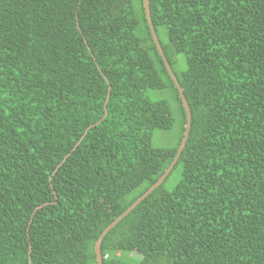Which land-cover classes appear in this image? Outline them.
I'll use <instances>...</instances> for the list:
<instances>
[{"label": "trees", "instance_id": "obj_1", "mask_svg": "<svg viewBox=\"0 0 264 264\" xmlns=\"http://www.w3.org/2000/svg\"><path fill=\"white\" fill-rule=\"evenodd\" d=\"M148 3L190 131L178 182L107 233L102 264H264V0ZM166 87L178 132L154 147L174 121L147 93ZM185 123L142 0H0V264H96Z\"/></svg>", "mask_w": 264, "mask_h": 264}, {"label": "water", "instance_id": "obj_2", "mask_svg": "<svg viewBox=\"0 0 264 264\" xmlns=\"http://www.w3.org/2000/svg\"><path fill=\"white\" fill-rule=\"evenodd\" d=\"M142 4H143L144 11H145V18L147 21V25H148L152 40L154 42V45L158 51L159 56L162 59L163 65H164L171 81L173 82L174 87L176 88V90L178 92V96H179V99L181 101L182 108L184 109V112H185L186 123L184 126L183 138H182L180 145L177 149V153H176L173 161L169 165V167L163 173V175L141 197H139L122 215H120L115 221H113L111 224H109L100 234L99 238L97 239V241L95 242V245H94L96 264H102V256H101L100 247H101V243H102L104 237L107 235V233L111 229H113L119 222H121L126 216H128L141 202H143L148 196H150L157 188H159L163 184V182L166 180V178L170 175L172 169L176 165L182 151L185 148V145H186V142L188 139V135H189V131H190L191 114L189 111L188 104L186 102V99L184 98L182 89L179 86V83H178L176 77L174 76L173 71H172L169 63H168L167 59L165 58V56H164V54L160 48L157 36L154 32L152 22H151L148 0H142Z\"/></svg>", "mask_w": 264, "mask_h": 264}, {"label": "rangeland", "instance_id": "obj_3", "mask_svg": "<svg viewBox=\"0 0 264 264\" xmlns=\"http://www.w3.org/2000/svg\"><path fill=\"white\" fill-rule=\"evenodd\" d=\"M161 40L164 41L165 37L163 35V31H159ZM174 61L175 65V72L179 75L183 73L186 69L185 59L182 55L175 56ZM147 96L152 101H165L170 107V114L174 121V126L170 132H161L155 131L152 136V145L154 147H172L174 142L176 141L178 126L180 121V112H179V105L175 99V92L172 88L166 87L163 90H152L147 93ZM180 166H177L171 173L170 177L168 178L165 188L171 190L180 178ZM130 257L134 259H138V256L135 254H131Z\"/></svg>", "mask_w": 264, "mask_h": 264}]
</instances>
